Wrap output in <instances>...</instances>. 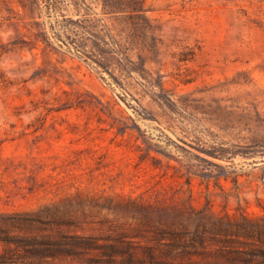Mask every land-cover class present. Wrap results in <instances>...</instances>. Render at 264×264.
I'll return each instance as SVG.
<instances>
[{
	"label": "rangeland",
	"instance_id": "obj_1",
	"mask_svg": "<svg viewBox=\"0 0 264 264\" xmlns=\"http://www.w3.org/2000/svg\"><path fill=\"white\" fill-rule=\"evenodd\" d=\"M0 264H264V0H0Z\"/></svg>",
	"mask_w": 264,
	"mask_h": 264
}]
</instances>
